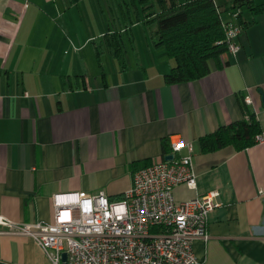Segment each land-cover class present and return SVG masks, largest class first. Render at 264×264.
<instances>
[{
	"label": "crops",
	"instance_id": "1",
	"mask_svg": "<svg viewBox=\"0 0 264 264\" xmlns=\"http://www.w3.org/2000/svg\"><path fill=\"white\" fill-rule=\"evenodd\" d=\"M134 9L137 20L127 0H0V216L51 223L55 194L118 200L141 168L190 155L195 189L176 186L175 200L217 192L219 204L208 238L192 242L197 264H264V142L208 153L199 143L247 112L264 132V12L226 13L246 24L240 51L167 84L174 62ZM179 140L192 151L173 154ZM0 264L53 263L32 238L0 235Z\"/></svg>",
	"mask_w": 264,
	"mask_h": 264
},
{
	"label": "built area",
	"instance_id": "2",
	"mask_svg": "<svg viewBox=\"0 0 264 264\" xmlns=\"http://www.w3.org/2000/svg\"><path fill=\"white\" fill-rule=\"evenodd\" d=\"M231 16L236 19L237 13ZM224 29L227 51L238 53L242 27L232 19ZM263 142L262 131L255 143ZM171 148L173 154L192 151L181 140ZM180 184L195 189L190 155L141 168L118 200L103 193L55 194L51 223H16L0 216V235L32 238L53 264H62L63 253L66 264H197L192 242L208 238V216L219 206L218 193L177 202L173 190Z\"/></svg>",
	"mask_w": 264,
	"mask_h": 264
},
{
	"label": "trees",
	"instance_id": "3",
	"mask_svg": "<svg viewBox=\"0 0 264 264\" xmlns=\"http://www.w3.org/2000/svg\"><path fill=\"white\" fill-rule=\"evenodd\" d=\"M144 5L147 24L155 25L153 40L165 49L174 67L165 76L167 84L201 79L210 73V63L227 52L222 13L264 12V4L254 0H140ZM242 29L246 24L239 20ZM116 41V40H115ZM116 57L122 55L121 39L110 44ZM246 116V117H245ZM243 119L221 126L199 140L202 152L208 153L226 146L238 150L255 144L261 133L258 121L247 112Z\"/></svg>",
	"mask_w": 264,
	"mask_h": 264
},
{
	"label": "rangeland",
	"instance_id": "4",
	"mask_svg": "<svg viewBox=\"0 0 264 264\" xmlns=\"http://www.w3.org/2000/svg\"><path fill=\"white\" fill-rule=\"evenodd\" d=\"M136 1V4H134V3H132L131 4V2H130V0H127V2L129 3V8H130V15L132 14L133 16H134V20H137V12L135 11V9H134V6H136V8L138 9V11L140 12V14L142 15V17H143V5H142V3L140 2V0H135ZM124 9L125 10H127L128 9V6L127 5H125L124 6ZM128 11V10H127ZM130 18H131V16H130ZM221 18H222V20H226L227 19V16H226V13H222L221 14ZM132 24V19H131V21H130V23H129V26Z\"/></svg>",
	"mask_w": 264,
	"mask_h": 264
},
{
	"label": "water",
	"instance_id": "5",
	"mask_svg": "<svg viewBox=\"0 0 264 264\" xmlns=\"http://www.w3.org/2000/svg\"><path fill=\"white\" fill-rule=\"evenodd\" d=\"M173 158H174V156H173V155H170V156L166 157V160H167V161H170V160H172ZM66 261H67L66 254L63 253V254H62V264H66Z\"/></svg>",
	"mask_w": 264,
	"mask_h": 264
}]
</instances>
